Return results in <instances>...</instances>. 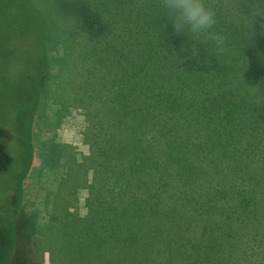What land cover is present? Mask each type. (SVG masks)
<instances>
[{"label":"rangeland","instance_id":"obj_1","mask_svg":"<svg viewBox=\"0 0 264 264\" xmlns=\"http://www.w3.org/2000/svg\"><path fill=\"white\" fill-rule=\"evenodd\" d=\"M136 2L0 0V264L17 224L41 264H87L93 243L119 264H264L263 132L243 129L264 97L172 114L171 72L140 58L172 48Z\"/></svg>","mask_w":264,"mask_h":264},{"label":"trees","instance_id":"obj_2","mask_svg":"<svg viewBox=\"0 0 264 264\" xmlns=\"http://www.w3.org/2000/svg\"><path fill=\"white\" fill-rule=\"evenodd\" d=\"M136 3L142 27L147 23L145 17L152 9L155 10L156 17L151 23L157 31H163L168 36L167 41L172 48L168 54L167 48L140 54L145 68H152L161 75L171 72L168 78L173 83L171 91L175 98L172 103L176 106V111L172 114L181 118L197 116L201 104L210 101L223 102L222 108L227 110L232 99L253 86H257L264 97V31L257 25V34L252 37L246 16L235 6V0H205L206 5L216 13L217 23L211 33L224 38V43L215 47L203 43L211 33L199 37L173 35L170 22L160 6L161 0H137ZM240 29H244L246 33L239 34ZM259 35H263L261 41H258ZM181 48L184 49L183 52L180 51ZM243 125V129L248 132H253L255 125L257 129L260 128L263 132L260 144L264 146V105L255 110L253 118L245 120ZM7 139V132L0 127V175L6 173L12 164L4 145ZM173 149L177 152L184 151L180 142ZM86 181H89V177ZM85 202L87 201H84V208ZM84 216L77 215L76 219L82 221ZM70 218L71 224L66 222L62 225L65 233L63 241L64 247L68 246L75 258L72 239H83L71 232L75 218ZM14 227L15 252L8 264H41L33 245L32 233L23 227L18 229V224ZM83 243L87 242L83 240ZM90 247L87 264H119L96 244H90Z\"/></svg>","mask_w":264,"mask_h":264},{"label":"clouds","instance_id":"obj_3","mask_svg":"<svg viewBox=\"0 0 264 264\" xmlns=\"http://www.w3.org/2000/svg\"><path fill=\"white\" fill-rule=\"evenodd\" d=\"M160 6L170 22L172 34L178 37L211 33L217 23L216 13L205 0H161ZM235 6L244 12L252 37L257 34V25L264 31V0H235ZM203 43L215 47L222 45L224 38L211 33Z\"/></svg>","mask_w":264,"mask_h":264}]
</instances>
